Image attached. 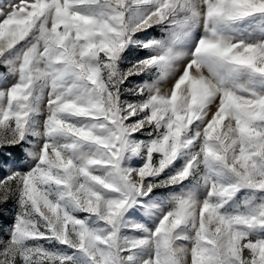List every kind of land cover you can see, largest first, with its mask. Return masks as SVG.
<instances>
[{"label":"snow or ice","instance_id":"snow-or-ice-1","mask_svg":"<svg viewBox=\"0 0 264 264\" xmlns=\"http://www.w3.org/2000/svg\"><path fill=\"white\" fill-rule=\"evenodd\" d=\"M0 264H264V0H2Z\"/></svg>","mask_w":264,"mask_h":264},{"label":"rangeland","instance_id":"rangeland-1","mask_svg":"<svg viewBox=\"0 0 264 264\" xmlns=\"http://www.w3.org/2000/svg\"><path fill=\"white\" fill-rule=\"evenodd\" d=\"M2 2V0H0ZM10 220V217H5V222L7 223Z\"/></svg>","mask_w":264,"mask_h":264}]
</instances>
